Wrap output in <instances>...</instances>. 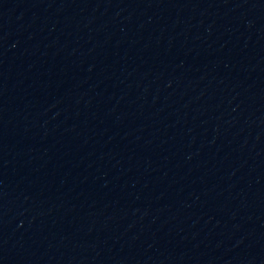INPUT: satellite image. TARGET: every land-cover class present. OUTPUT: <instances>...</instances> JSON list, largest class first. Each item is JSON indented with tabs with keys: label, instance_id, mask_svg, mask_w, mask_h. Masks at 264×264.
I'll list each match as a JSON object with an SVG mask.
<instances>
[{
	"label": "water",
	"instance_id": "95a60500",
	"mask_svg": "<svg viewBox=\"0 0 264 264\" xmlns=\"http://www.w3.org/2000/svg\"><path fill=\"white\" fill-rule=\"evenodd\" d=\"M0 264H264V0H0Z\"/></svg>",
	"mask_w": 264,
	"mask_h": 264
}]
</instances>
